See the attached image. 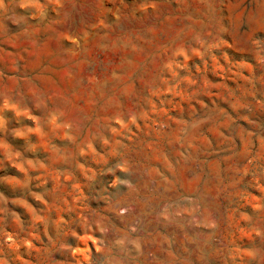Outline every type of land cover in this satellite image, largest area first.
Masks as SVG:
<instances>
[{"label":"clouds","instance_id":"9594fccd","mask_svg":"<svg viewBox=\"0 0 264 264\" xmlns=\"http://www.w3.org/2000/svg\"><path fill=\"white\" fill-rule=\"evenodd\" d=\"M0 185V264H180L213 191L264 264V0H0Z\"/></svg>","mask_w":264,"mask_h":264},{"label":"rangeland","instance_id":"374dc122","mask_svg":"<svg viewBox=\"0 0 264 264\" xmlns=\"http://www.w3.org/2000/svg\"><path fill=\"white\" fill-rule=\"evenodd\" d=\"M108 179L110 178H103L104 182ZM0 188L8 191L3 185H0ZM202 200L206 206L214 210L221 225L219 231L207 234L206 238L187 223L165 226L163 230L145 226L146 232H159L161 237H167L176 255L181 258L180 264H224V254L219 251V241L222 233L226 234L224 219L228 209L234 206V200L227 193L217 196L214 191L206 194ZM185 236L191 238L193 242L188 243ZM149 241L144 256L139 259V264H169V257L164 250L167 245H157L153 237H149Z\"/></svg>","mask_w":264,"mask_h":264}]
</instances>
